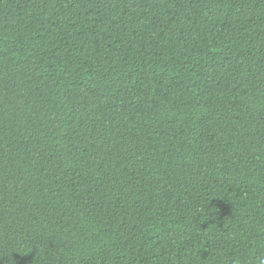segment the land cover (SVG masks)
<instances>
[{
    "label": "trees",
    "instance_id": "16d2710c",
    "mask_svg": "<svg viewBox=\"0 0 264 264\" xmlns=\"http://www.w3.org/2000/svg\"><path fill=\"white\" fill-rule=\"evenodd\" d=\"M0 264H264V0H0Z\"/></svg>",
    "mask_w": 264,
    "mask_h": 264
}]
</instances>
